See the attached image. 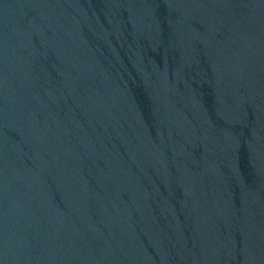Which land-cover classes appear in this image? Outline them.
I'll return each mask as SVG.
<instances>
[{
	"label": "water",
	"instance_id": "1",
	"mask_svg": "<svg viewBox=\"0 0 264 264\" xmlns=\"http://www.w3.org/2000/svg\"><path fill=\"white\" fill-rule=\"evenodd\" d=\"M0 264H205L172 0H0Z\"/></svg>",
	"mask_w": 264,
	"mask_h": 264
}]
</instances>
